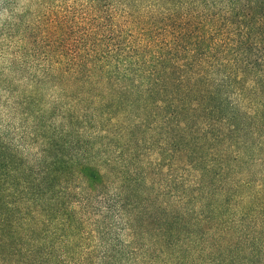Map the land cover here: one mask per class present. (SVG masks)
<instances>
[{"label":"trees","instance_id":"1","mask_svg":"<svg viewBox=\"0 0 264 264\" xmlns=\"http://www.w3.org/2000/svg\"><path fill=\"white\" fill-rule=\"evenodd\" d=\"M0 14V264L264 261V0Z\"/></svg>","mask_w":264,"mask_h":264},{"label":"rangeland","instance_id":"2","mask_svg":"<svg viewBox=\"0 0 264 264\" xmlns=\"http://www.w3.org/2000/svg\"><path fill=\"white\" fill-rule=\"evenodd\" d=\"M3 17H4V15L0 14V19ZM40 97H41V100L43 102H46L45 104H48L49 102H51L54 99V92H52L51 90H44V92L41 94ZM0 111H1L0 112V118L2 117V119H5L13 127L18 126V122H19L18 119L10 118L9 116H7V114L1 108H0ZM22 148L23 149L19 151L20 154H22L23 156H29L34 151L33 148H35V146L23 144ZM96 246L100 249H102V247H103L102 245H96ZM115 264H142V263H140L139 261L134 260V259H132L130 261H126L124 259V260H120V261L116 262ZM145 264H175V263H160V262L158 263V262L149 261ZM176 264H178V263H176ZM184 264H186V263H184ZM191 264H200V263H199V261H193ZM248 264H264V261H262L261 263L254 262V263H248Z\"/></svg>","mask_w":264,"mask_h":264}]
</instances>
